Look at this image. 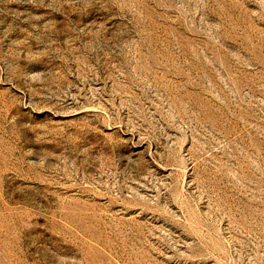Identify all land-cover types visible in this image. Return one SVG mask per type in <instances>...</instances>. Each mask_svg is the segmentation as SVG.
I'll return each mask as SVG.
<instances>
[{
    "label": "rangeland",
    "instance_id": "1",
    "mask_svg": "<svg viewBox=\"0 0 264 264\" xmlns=\"http://www.w3.org/2000/svg\"><path fill=\"white\" fill-rule=\"evenodd\" d=\"M0 264H264V0H0Z\"/></svg>",
    "mask_w": 264,
    "mask_h": 264
}]
</instances>
